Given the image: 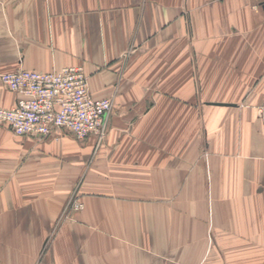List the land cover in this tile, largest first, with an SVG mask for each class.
I'll return each mask as SVG.
<instances>
[{
	"label": "crops",
	"instance_id": "1",
	"mask_svg": "<svg viewBox=\"0 0 264 264\" xmlns=\"http://www.w3.org/2000/svg\"><path fill=\"white\" fill-rule=\"evenodd\" d=\"M74 65L118 110L99 143L0 125V264H264V135L232 103L264 100L263 1L0 0V73ZM16 101L0 81V107Z\"/></svg>",
	"mask_w": 264,
	"mask_h": 264
},
{
	"label": "built area",
	"instance_id": "2",
	"mask_svg": "<svg viewBox=\"0 0 264 264\" xmlns=\"http://www.w3.org/2000/svg\"><path fill=\"white\" fill-rule=\"evenodd\" d=\"M0 80L17 95L12 108H0V125L9 127L14 135L41 139L55 130H67L77 139H103L112 103L92 98L81 66L51 72L19 68L1 73ZM75 208L81 205L75 204Z\"/></svg>",
	"mask_w": 264,
	"mask_h": 264
},
{
	"label": "rangeland",
	"instance_id": "3",
	"mask_svg": "<svg viewBox=\"0 0 264 264\" xmlns=\"http://www.w3.org/2000/svg\"><path fill=\"white\" fill-rule=\"evenodd\" d=\"M263 1V4H264V0ZM74 66H81V65H74ZM82 67V66H81ZM21 69H24L22 67H19ZM17 68V69H19ZM83 68V67H82ZM17 69L13 70V71H16ZM26 70V69H24ZM84 70V68H83ZM29 71V70H27ZM10 72V71H9ZM1 74V73H0ZM86 75V74H85ZM1 81V80H0ZM2 83V82H1ZM5 86V85H4ZM8 88V87H7ZM9 89V88H8ZM10 90V89H9ZM259 90V87L257 85H254V88H252L249 92H248V96L251 95L252 93H254V97H258V95L260 94L258 92ZM252 92V93H251ZM243 96V95H242ZM243 98V97H242ZM105 99H109L112 103V109H111V112L110 114L108 115L107 117V121H106V127H105V132H104V137L107 135V126H108V119L111 120V117L113 115V113H115L114 111L118 110V108L114 105V102H113V99L112 98H105ZM232 103H235L237 105V115L240 116L237 118L238 120V125L242 124V120H244L241 116L242 114H244L245 112L247 111H251V115H252V118L251 119H248L251 121L252 124H255V126H258L259 127V130H254L255 132V138L257 139L258 136H261V135H264V100H254V101H246L245 99H243L242 101H236V102H232ZM195 106H196V109L200 110L202 112V109L204 108L203 107V103L201 102H196L195 103ZM1 108V107H0ZM12 108V107H11ZM146 108H149V107H146ZM206 109H209L208 107H206ZM202 119H200L201 121ZM207 128V127H206ZM57 131V130H55ZM55 131H53V133L51 135H49L48 137H45V138H35V139H38V140H46V139H49L50 137H53L54 134H55ZM67 131V130H65ZM69 132V131H68ZM75 139H77L73 133L69 132ZM263 133V134H262ZM214 136V133H213V130L210 131V133H203L202 131L200 132L199 135H197V142L200 143V149H199V153H200V158L204 159L206 162H208V158L210 157H217V156H221V151L220 150H211V148L209 147L210 144H211V141H212V138ZM29 137V136H27ZM103 137V138H104ZM34 138V137H33ZM87 138H94L96 139L97 143L101 142L102 140H99L97 137L95 136H89V137H86L84 139H77L78 141H82V140H85ZM194 140L191 136V141ZM208 143L207 146H204V143ZM235 142L237 144L240 145V137H239V134L236 135V139H235ZM206 143V144H207ZM256 146H258L257 148H260V144H255V148ZM257 151V150H256ZM223 152V151H222ZM224 154V153H223ZM222 154V156H224ZM234 158L238 159V160H242L244 159L243 157H245L246 155H243L240 153L239 150L236 151V154L233 155ZM251 157L253 158V162H257L259 165H261L262 163H264V157L262 155H260V153L255 154V155H251ZM245 160V159H244ZM258 165V166H259ZM261 166L257 167L258 169H255V172H254V175L256 176L255 177V181H254V185H255V190L257 189L259 191V193H261V191L263 190L264 191V180H261L260 177H259V174L261 175V169H260ZM260 179V180H259ZM207 181H208V177H207ZM208 183V182H207ZM77 189L74 190L70 196L68 197L65 205H64V208H63V212H62V215H61V218H66V219H71V215L73 212H79L83 209V204L82 202H80L78 199H77ZM205 199V205H206V209H207V219L205 221V225H213V202H212V199L209 198V197H206L204 198ZM227 199H223V204L221 205V215L219 214V217L221 216L222 217V221H220V224L218 225H227V224H231L229 221H230V217H231V214L234 215V213H230V212H233L232 209H229V206L228 204L226 203L225 205V202H226ZM75 204H78V205H81V208H78L76 209L75 208ZM243 224V223H242ZM250 223H246V224H243V225H249Z\"/></svg>",
	"mask_w": 264,
	"mask_h": 264
}]
</instances>
